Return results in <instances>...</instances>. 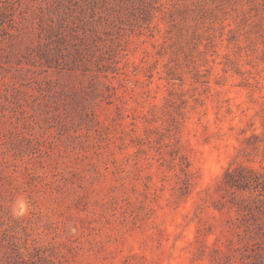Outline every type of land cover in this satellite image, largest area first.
Segmentation results:
<instances>
[{"label": "rangeland", "instance_id": "1", "mask_svg": "<svg viewBox=\"0 0 264 264\" xmlns=\"http://www.w3.org/2000/svg\"><path fill=\"white\" fill-rule=\"evenodd\" d=\"M86 28L107 79L44 64ZM238 165L264 169V0H0V264H264Z\"/></svg>", "mask_w": 264, "mask_h": 264}, {"label": "trees", "instance_id": "2", "mask_svg": "<svg viewBox=\"0 0 264 264\" xmlns=\"http://www.w3.org/2000/svg\"><path fill=\"white\" fill-rule=\"evenodd\" d=\"M66 38L67 36L61 33L51 41L54 44L40 54L44 58V64L46 66L50 67L61 64L62 68L73 69L74 67L86 73L90 63L94 62V71L103 73L102 76L106 79L108 71H115V68L111 65L114 62V54L109 53L110 49L102 50V46L96 50L88 49L87 45L93 44L97 40L94 29L86 28L83 30L82 36L79 37L77 42L71 44L72 49L64 54L63 57V54H60L58 51L59 45L64 44L67 40ZM95 51H100V53L97 55L98 58L93 60L92 57H94ZM60 58L62 60L59 61ZM223 182L233 194L237 192L240 194L241 199L237 202L236 210L241 212L242 225L245 227L244 231L246 236L240 238L241 241H243L242 238H245L244 248L255 245L259 246V244L264 246V230H260V227L253 226L250 222L252 218V206L241 195L242 192L246 191L256 192L255 199L260 203L256 207L257 211H260L264 215V169L262 171H256L252 167L243 165H238L233 168L229 167L223 175ZM251 240L254 242L250 243ZM220 259V257H216L215 264H221Z\"/></svg>", "mask_w": 264, "mask_h": 264}, {"label": "clouds", "instance_id": "3", "mask_svg": "<svg viewBox=\"0 0 264 264\" xmlns=\"http://www.w3.org/2000/svg\"><path fill=\"white\" fill-rule=\"evenodd\" d=\"M20 207H21V210H22V209H23V205L21 204V206H20Z\"/></svg>", "mask_w": 264, "mask_h": 264}]
</instances>
